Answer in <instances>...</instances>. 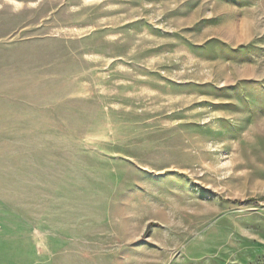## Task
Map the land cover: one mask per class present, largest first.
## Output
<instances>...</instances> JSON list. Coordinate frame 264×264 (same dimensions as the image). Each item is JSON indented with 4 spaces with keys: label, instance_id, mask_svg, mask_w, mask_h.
<instances>
[{
    "label": "rangeland",
    "instance_id": "1",
    "mask_svg": "<svg viewBox=\"0 0 264 264\" xmlns=\"http://www.w3.org/2000/svg\"><path fill=\"white\" fill-rule=\"evenodd\" d=\"M0 264H264V0H0Z\"/></svg>",
    "mask_w": 264,
    "mask_h": 264
}]
</instances>
